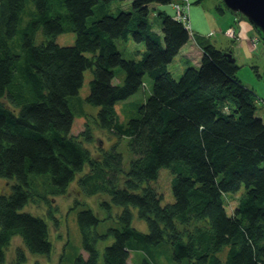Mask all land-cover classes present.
<instances>
[{
	"label": "trees",
	"instance_id": "1",
	"mask_svg": "<svg viewBox=\"0 0 264 264\" xmlns=\"http://www.w3.org/2000/svg\"><path fill=\"white\" fill-rule=\"evenodd\" d=\"M111 1L124 0H0V178L14 181L9 194L0 193V264L14 237L22 244L14 264L51 253L48 221L58 220L50 199L75 180L84 196L107 197L99 206L117 210L118 226L100 234L98 216L80 210L85 256L74 264H127L131 251L161 243L176 264H264V121L256 114L264 99L238 80L239 66L225 56L232 48L197 42L195 66L173 78L168 65L194 36L186 29L189 5L186 23L176 17L175 5L185 8V0H132V12L87 22L95 6ZM152 5L174 10L157 9L160 31L148 19ZM67 32L75 34L73 45L55 42ZM129 40L144 45L139 58L118 49ZM115 67L124 72L120 86L112 83ZM87 70L86 101L98 112L94 125L86 121L73 135L68 98ZM145 77L150 95L122 122L117 105L126 115ZM94 128L128 139V169L114 147L92 152L83 145L93 141ZM163 167L172 175L173 202L165 205L150 184ZM31 199L45 202L48 221L22 212Z\"/></svg>",
	"mask_w": 264,
	"mask_h": 264
},
{
	"label": "rangeland",
	"instance_id": "2",
	"mask_svg": "<svg viewBox=\"0 0 264 264\" xmlns=\"http://www.w3.org/2000/svg\"><path fill=\"white\" fill-rule=\"evenodd\" d=\"M131 2L132 0H124L99 4L93 8V13L88 18L87 22L95 21L104 15L116 16L119 12H132ZM187 2L189 4L188 25L194 36H190L187 45L183 48L181 53L176 55L168 65V70L173 78L176 80L180 79L187 66H195V62L198 61L197 58H199L197 52L201 51L199 45L210 44L219 49L232 48V55L235 58L236 64L239 66L237 72L238 80L244 87L251 89L257 99H264V34L261 30L258 29V32L263 37V40L260 37L261 41H259V45L254 47L252 43L253 39L250 37H246V39L243 37L245 42L243 41L240 44V37L236 35L232 27L235 26V18H241L243 21L248 22L241 14H235L227 10L223 0H187ZM176 7L177 5H175V8ZM217 7L226 10L224 13H221L217 11ZM151 9L148 19L152 23L154 30L160 31V20L155 16L157 9L166 11V13L171 15L174 14V10L171 5H152ZM226 30L230 32L233 31V37H228L226 35ZM253 32L256 37V31ZM235 38L237 39L235 40ZM41 40L42 38L36 40V43H39ZM74 41L75 34L71 32L62 33L55 38V42L63 46L73 45ZM191 45L197 50H192L193 46L191 47ZM118 49L123 53L124 58L136 56L139 58L144 51V45L135 44L129 40L125 44L119 42ZM136 52H138V55L135 56ZM187 53L193 54H188V56H186ZM255 68L260 78L257 77ZM113 71L114 78L112 83L118 86L122 85L124 80L123 70L120 67H115ZM91 78L92 72L90 70L85 71L83 74L82 86L78 90V93L68 98V104L73 114L71 128V134L73 135H77L83 130L86 121L94 125L93 118L96 117L98 107L92 106L86 101V97L89 94V82ZM151 90L152 81L148 77H145L144 87L128 99V101L134 103V105L127 106L126 115L120 112L123 103L117 105L120 120L122 122H126L129 118L135 116V112L137 111L136 103L144 101L150 95ZM256 114L264 121V107L261 104L257 103ZM92 133L94 138L93 141L91 143H83V145L92 152L98 148L110 149L114 147L115 150L122 155V167L125 170L128 169L129 163L133 158L128 148V139H117L109 133L101 132L96 128H94V130L92 129ZM171 181L172 175L169 169L163 167L159 170L157 179L150 182L151 186L162 195V205L173 202ZM12 183L14 184V181H12ZM12 183L10 181L6 182V180L0 178V193L9 194L12 191L10 185ZM37 190L38 193L43 191L41 185L37 187ZM35 200H37L36 197ZM105 200H107V197L103 194L90 197L84 196L75 180L68 186L65 194L50 199V206L54 209L53 214L58 220L55 226L53 222L48 221V206L45 202H36L31 199L22 209V212L48 221L52 251L48 256L27 254V261L25 264H35L36 262L40 264H74V258L76 256L79 254L85 256V253L81 249V237L77 224V214L82 209H91L101 220L97 227V232L104 234L108 228L118 226L112 222L113 214L117 210L112 208L107 211L105 208L99 206V204ZM76 202L78 204H76ZM234 204L235 201L233 200L228 203V212L231 211ZM134 225L139 231L143 233L147 232L146 225L142 221L135 219ZM110 243L111 241H108L106 244ZM18 248H22L21 240L18 237H14L6 249V264H14L13 261L15 259L16 249ZM127 264H176V262L172 258L171 247L166 243H161L157 246L147 247L146 249L131 251Z\"/></svg>",
	"mask_w": 264,
	"mask_h": 264
},
{
	"label": "water",
	"instance_id": "3",
	"mask_svg": "<svg viewBox=\"0 0 264 264\" xmlns=\"http://www.w3.org/2000/svg\"><path fill=\"white\" fill-rule=\"evenodd\" d=\"M223 2L230 12L241 14L264 34V0H223ZM225 56L231 62H235L231 51H227Z\"/></svg>",
	"mask_w": 264,
	"mask_h": 264
},
{
	"label": "crops",
	"instance_id": "4",
	"mask_svg": "<svg viewBox=\"0 0 264 264\" xmlns=\"http://www.w3.org/2000/svg\"><path fill=\"white\" fill-rule=\"evenodd\" d=\"M235 21H236L235 26H233L232 29L235 30V33L240 37L239 43L241 44V42H243V41L245 42L243 37H245V39H246V37H248V38L251 37V35L254 34L253 31L255 29L248 22L243 21L241 18H235ZM255 34H256V32H255ZM239 43H238V45H239ZM192 46L193 45H191V47ZM192 48H193L192 50L196 49L194 46ZM188 54L190 55V53H187L186 56H188Z\"/></svg>",
	"mask_w": 264,
	"mask_h": 264
},
{
	"label": "built area",
	"instance_id": "5",
	"mask_svg": "<svg viewBox=\"0 0 264 264\" xmlns=\"http://www.w3.org/2000/svg\"><path fill=\"white\" fill-rule=\"evenodd\" d=\"M185 4L187 5L185 8H180V7H176V9H177V18L178 19H180L181 21H183L184 23H186V21H187V18H186V15H185V13H184V9H188V2H187V0H185ZM232 31V30H231ZM226 35L228 36V37H233V35H234V32L232 31V32H230V31H228V30H226ZM237 38H235V40H236ZM252 43H253V46L254 47H256L257 45H259V39H254L253 41H252Z\"/></svg>",
	"mask_w": 264,
	"mask_h": 264
},
{
	"label": "bare ground",
	"instance_id": "6",
	"mask_svg": "<svg viewBox=\"0 0 264 264\" xmlns=\"http://www.w3.org/2000/svg\"><path fill=\"white\" fill-rule=\"evenodd\" d=\"M186 29H189V30H190V27H189V25H188V21H187V23H186ZM254 31H256V37H255V35L253 34V35H251L250 38L253 39V40L256 39V38H257V39H260L261 35L259 34L258 30L255 29ZM258 36H259V37H258ZM199 48H200V47H199Z\"/></svg>",
	"mask_w": 264,
	"mask_h": 264
}]
</instances>
